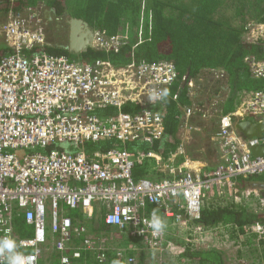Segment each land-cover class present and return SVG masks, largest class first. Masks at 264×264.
I'll use <instances>...</instances> for the list:
<instances>
[{"label":"built area","instance_id":"1","mask_svg":"<svg viewBox=\"0 0 264 264\" xmlns=\"http://www.w3.org/2000/svg\"><path fill=\"white\" fill-rule=\"evenodd\" d=\"M246 37L264 39V23L249 24ZM124 38L94 31L91 49L117 53L126 44ZM46 41L39 11L0 14V44L7 49L0 55V239L13 238L12 220L19 216L33 227V237L15 240L16 252L32 248L31 253H21L34 257L32 264H38L49 240L59 264H74L85 253L94 254V259L104 264L112 241L96 243L97 238L66 215L65 208L88 217L101 216L105 227L126 230L127 236L138 240L142 250L155 258L150 264H171L162 259L164 255H174L176 264H189L181 254L185 248L199 249L197 236L204 233L220 231L221 238L232 239V230L224 225L204 230L198 220L208 199L227 196L237 200L236 179L264 175V151L253 155V149H264V134L246 138L234 128L239 122L264 123V88L244 95L233 111L219 117L215 134L218 164L211 171L171 167L170 156L151 152L131 155L124 148L86 154L80 147L88 143L151 144L158 140L162 118L149 106L160 99L151 97L173 85L177 71L167 62L132 60L116 67L105 61H73L44 51ZM248 64L251 76L264 81V62ZM187 85L192 87L191 82ZM132 105L144 107L137 114L124 113L122 108ZM109 110L114 113L97 115ZM191 113L186 110L185 117ZM185 140L172 157L184 155ZM56 144H70L77 150L38 151L21 158L14 153ZM147 161L156 168L165 163L167 177L159 181L135 179L136 166ZM151 207L184 232L183 246L168 240L166 228L153 233ZM251 230L264 239L262 226L244 228L246 234ZM137 249L128 248L131 253ZM122 253L123 264L136 263L133 254ZM8 255L0 253V260L8 264Z\"/></svg>","mask_w":264,"mask_h":264},{"label":"trees","instance_id":"2","mask_svg":"<svg viewBox=\"0 0 264 264\" xmlns=\"http://www.w3.org/2000/svg\"><path fill=\"white\" fill-rule=\"evenodd\" d=\"M42 1L0 0V14L24 15L37 10L38 3ZM46 1L51 2L52 6H61L59 0ZM68 4L72 8V16L84 19L95 31L105 36L118 35L119 28L124 22H130L133 31L136 32L137 18L144 17L147 22L143 39L139 40L138 35L130 37L122 35L125 36L126 44L121 46L117 53H105L88 48L82 54L81 61L67 55L63 49L49 46L46 41L44 51L47 53L63 55L82 63L105 61L116 67L124 66L132 60L148 64L167 62L175 67L178 76L174 85L167 88L168 95L153 106H149L162 118L163 130L158 140L151 144L134 141L121 145L114 140L88 143L80 147L86 154L124 148L131 155H136L137 152H151L165 157L181 144L177 137L178 127L182 121V113L185 115L186 110H192L191 115L185 120L187 126L193 127L194 121L197 125L199 120L204 118L207 121L204 131H207L210 142L213 141L215 144L219 117L232 110L237 94L264 88L263 80L251 76L248 64L250 61L264 62V39L253 41L246 37L249 24L264 23V0H86L77 8L71 4V0H68ZM6 51L7 49L0 44V55ZM188 82L192 83V87L187 85ZM178 105L185 110L181 112ZM226 106L230 108L225 109ZM143 107L132 105L125 106L122 110L127 114H137ZM113 113V110H109L97 115L108 116ZM76 150L70 144H56L41 149V153L50 151L74 153ZM146 174L144 167L139 165L133 171L135 179L143 178ZM257 178L253 177L248 181ZM71 215L74 222L84 226L92 227L93 221H97L98 227L93 229L96 233L103 234L97 237L96 243L107 235L112 240L113 237L119 241L123 240L127 242L124 249L126 254H133L136 257L135 264L148 263L147 259L151 256L142 250L138 240L125 234L126 230L105 227L102 218L88 217L79 210H74ZM253 223L260 224L264 232L263 213L248 212L244 206L230 203L225 206L216 204L205 206L198 220V224L205 228L228 224L232 225L230 227L233 229L238 228L240 232L244 226ZM12 228L13 239L16 241L33 237V227L19 216L12 220ZM244 244L250 252L236 250L234 262H230L225 253L201 248H185L181 257L189 264H264V239L260 238L256 244L253 241ZM49 247L45 246L47 250L45 253L42 252L38 264H58L57 254L50 251ZM134 247L138 249L131 253L128 248ZM115 250L110 246L105 252L104 264H123V253L118 254L119 252ZM20 252L28 254L32 252V248H24ZM0 264L7 262L0 260ZM74 264L99 263L94 259V254L85 253Z\"/></svg>","mask_w":264,"mask_h":264},{"label":"crops","instance_id":"3","mask_svg":"<svg viewBox=\"0 0 264 264\" xmlns=\"http://www.w3.org/2000/svg\"><path fill=\"white\" fill-rule=\"evenodd\" d=\"M59 1H61L60 7L52 6V3L47 2L46 0H43L42 2L38 3V7H39L38 9L40 11L41 16L44 14V12L46 14H48V18H49L48 21H50L49 25H48L50 28V33L51 32L54 33L55 36L59 35L58 38H61L62 41H59V45H57L56 43L51 41L52 35H49L48 33H46V40H47L49 46H54V47H57L59 49H63L64 51L67 52V55L73 57L74 59H77L74 55H82L85 52V50L79 51L82 49H80L78 46H76L77 47V52H76L75 48H72V46H70V48L67 47L68 46L67 41L71 37V40H73V42L76 43L77 39H80V42H81V39H83V37H84L83 35L85 34L87 29H90L92 31V33L95 30L84 19L72 16V13H71L72 8L66 4V2H67L66 0H59ZM60 9H62L63 11L61 12ZM74 20H78L80 22L77 25L73 24V26H71L72 25L71 23ZM55 26H57L56 30H55ZM62 38H66V42H64ZM92 39H93V35L91 38V43H92ZM77 43H79V41ZM88 48L91 49V46ZM248 93L240 92L237 94V98H236L234 107L232 108L231 111H233L234 108L237 106L240 98H243L244 95H246ZM178 109H181V112H183V110H185L184 108H181L179 105H178ZM231 111H229V112H231ZM186 118H188V117H185L184 113H182V117H181L182 121L179 123L178 134H177V137L179 138V143H180V140L182 142V139L186 138V140L184 141V145H183L184 146L183 150L185 152L184 155L177 154L174 157H172V154L174 155V153L176 152V149H175L173 152L170 153L171 155L169 154L165 157L170 156L169 158L172 159L173 162H172V165H170L171 167L183 166L184 168L190 169V170H198L199 169L202 173H204V171H211L218 164V150H217L216 145L213 143V141L210 142V139L207 137L208 136L207 131L206 132L204 131V129H206L205 126H207V124L205 122H207V121L204 120V118H203V120H199L200 122L197 123V125L194 121L195 125L193 127L189 126L190 129L186 130L185 127L188 124L187 122H185V120H187ZM165 165L166 164L164 163L161 165V167L156 168L154 166V164L151 163V161H147L144 164L139 165V166L144 167L145 172L147 173L145 175V177H143V178L150 179L152 181H159V180L167 177V169L165 168ZM261 186H264V183L263 182H257L256 179H253L252 181H248V179H236V182H235V189L238 191V196H237L238 200L241 197L242 198L245 197V196H243V192L250 194V193H255V191H257V189L261 190L260 193L262 195L260 196V198L254 197V199L257 201V205H258L257 207H259V209H263L261 211V213L264 214V203H263L264 187H261ZM257 187H260V188H257ZM222 199L227 200L228 197L225 196V197L221 198L220 200H222ZM234 202L236 203V200H234ZM234 202L232 201V202H230V204H232ZM236 205L237 206H244L243 203H241L239 205L236 204ZM221 206H225V205L222 204ZM151 210L154 212L160 213V211L157 208L151 207ZM71 212H73V211L72 210L67 211V212L65 211V214L72 218ZM97 217L98 216L96 215L93 218L96 219ZM97 219H101V216L98 217ZM163 220L165 222H168L170 225L172 224L171 219L163 218ZM78 224H80V223H78ZM94 224H95V221H94L93 225ZM220 225H223V224H220ZM224 226L227 227L226 230H232V235H233L232 237L234 238L233 240L241 241V242H243L245 240L243 242L244 247H246L244 244L245 242L249 243V242L253 241L256 244L258 242V240L260 239V236L255 231L251 230L247 234L244 231L245 227H251V226L255 227V226H260V224L253 223V224L244 226L242 228V230H243L242 232H240L239 229L236 227L234 229L231 228L230 226H232V225L229 226L228 224H226V225L224 224ZM96 227H98V224L96 225ZM90 228H91L90 230L94 231L93 228H95V227H90ZM86 230H87V228H86ZM30 232H31V230H30ZM87 232L89 234H91V231L87 230ZM102 234L103 233H101V232H97V233L93 232V235H96V238L101 236ZM49 239H51V238H49ZM102 239L108 240L111 238L107 235L106 237H103ZM223 240H225V239H223ZM46 245H49L50 247L48 249L50 251H53V249L51 248V240H49V242ZM45 246H43V248H45ZM45 249H47V248H45ZM242 250H243L242 248L237 249V251L244 253V251H242ZM183 259L186 260L185 258H183ZM57 262L59 264L58 256H57ZM147 264H150V263H147Z\"/></svg>","mask_w":264,"mask_h":264},{"label":"rangeland","instance_id":"4","mask_svg":"<svg viewBox=\"0 0 264 264\" xmlns=\"http://www.w3.org/2000/svg\"><path fill=\"white\" fill-rule=\"evenodd\" d=\"M86 0H71V4L77 8L79 5H81L83 2H85ZM65 3V2H64ZM68 4V0H67V3ZM70 4V5H71ZM51 5V4H50ZM69 5V4H68ZM37 11H39V9H37ZM24 13V12H23ZM143 14L141 13L140 16H142ZM137 18V17H136ZM145 22L146 21V18L142 17V18H137V31L134 32L133 29H132V25H130V22H124L123 23V26L119 28V34L121 35H127V36H134V35H138V38L139 40L143 39V34L145 33ZM127 26V27H125ZM119 27V26H118ZM136 33V34H135ZM251 34L248 32L247 36ZM79 61H81L83 59V55H74ZM76 59V60H77ZM230 107L229 106H226L225 109H229ZM40 151L41 152V149H33V150H25V149H19V150H16L14 151L15 155L19 158H21L23 155H27V154H30V153H33V152H38ZM257 182H263L264 183V175L262 176H259L257 179H256ZM261 190H258L255 191V193H250L248 196L245 195L246 192H243V196L245 197H241L239 200L237 199L236 200V203L234 202V197H228V199H211L209 201L208 199V204L210 203H213V204H216V205H222V204H227L230 203V202H234L232 204H241L243 203L244 204V207L245 209L248 211V212H254V213H261V211L263 209H259V207H257V201L254 199V197L256 198H260V196L262 195L261 193ZM225 197V196H224ZM232 198V199H231ZM226 202V203H225ZM67 208H65L64 210L67 212L69 210H66ZM95 221V220H94ZM93 221V223H94ZM46 223H47V231H49V227H48V224H49V219L46 220ZM96 225H97V221H95V224L93 225L92 224V227H95L96 228ZM166 232H167V238L170 242H172L175 246H177L178 244L183 246V237H185V234L183 231H179L177 228L173 227L172 225H170L168 222H166ZM87 226V225H86ZM91 225H88L87 226V230L91 231V235H93V230H90L91 228ZM216 227H219L218 226H214V227H204V230H210V229H213V228H216ZM89 228V229H88ZM111 229H115V228H111ZM93 231V232H92ZM96 233V232H95ZM233 236V235H232ZM231 236L232 239H234L233 237ZM197 239H198V243L197 246L198 248H201L202 250H213V251H216V252H222L223 254L225 253L227 255V258L230 262H234L236 261V258L235 257V252L237 249H243L242 251L246 252V253H249V249L247 247H244L243 246V242L241 241H236V240H232L230 239L229 241H226V240H223L221 238V232H217V234H210V235H207L204 233V235H201V236H197ZM111 240V239H109ZM112 242L110 243V246L112 247L113 250L119 252L118 254H121L124 249H126L127 247V242L121 240L119 241V239H115V237H113V240H111ZM239 242V243H238ZM126 243V244H125ZM47 249L43 248L42 252L45 253ZM166 258V261L171 263V264H176V260L177 258L174 257V255H164L163 256V260ZM136 259V257H135ZM148 263H153V261H155V258H153L152 256L149 257L147 259Z\"/></svg>","mask_w":264,"mask_h":264},{"label":"clouds","instance_id":"5","mask_svg":"<svg viewBox=\"0 0 264 264\" xmlns=\"http://www.w3.org/2000/svg\"><path fill=\"white\" fill-rule=\"evenodd\" d=\"M168 95L167 90L151 97L152 100L164 99ZM150 228L154 234L162 233L166 228V222L155 212H153L150 223ZM16 242L11 237L0 239V253H8V264H32L34 257H26L21 253L16 252Z\"/></svg>","mask_w":264,"mask_h":264},{"label":"water","instance_id":"6","mask_svg":"<svg viewBox=\"0 0 264 264\" xmlns=\"http://www.w3.org/2000/svg\"><path fill=\"white\" fill-rule=\"evenodd\" d=\"M80 21L78 20H74L71 24V26H73V24L77 25L79 24ZM92 31L90 29H87L85 34L83 35V39H77L76 43L73 42L71 44L72 48H75V51L77 52V47L78 46L80 49L79 51H86L88 47L91 46V38H92ZM79 41V43H77ZM235 130L238 131L240 134H242L244 137L246 138H251L254 136H262L264 134V123L262 124H254L251 122H239L235 125ZM261 151H264V149H258L255 148L253 149V155H257L259 154ZM264 187V186H261ZM264 196V195H263Z\"/></svg>","mask_w":264,"mask_h":264},{"label":"flooded vegetation","instance_id":"7","mask_svg":"<svg viewBox=\"0 0 264 264\" xmlns=\"http://www.w3.org/2000/svg\"><path fill=\"white\" fill-rule=\"evenodd\" d=\"M39 13H40V11H39ZM40 17H41V19H42V24H43V26H44V32H45V35H46V33H48L49 35H52L51 37H52V39H51V41H53L54 43H56L57 45H59V41H62L61 40V38H58L59 37V35H54V33H50V28H49V22L50 21H48L49 20V18H48V14H46L45 12H44V14L41 16V14H40ZM43 17V18H42ZM56 23V22H55ZM58 26V25H57ZM57 26H55V30L57 29ZM63 39V41L64 42H66V38H62ZM69 39V38H68ZM67 39V40H68ZM72 41V42H71ZM67 43H68V48H70V46H71V43H73V40H71V37H70V39L67 41ZM257 188H260V187H257Z\"/></svg>","mask_w":264,"mask_h":264}]
</instances>
